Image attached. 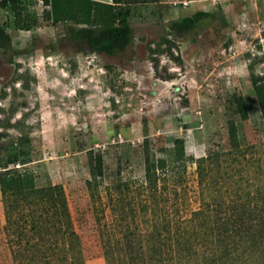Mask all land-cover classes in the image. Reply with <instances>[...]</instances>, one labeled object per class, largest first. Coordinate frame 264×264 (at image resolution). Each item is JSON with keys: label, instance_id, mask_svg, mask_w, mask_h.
<instances>
[{"label": "rangeland", "instance_id": "obj_1", "mask_svg": "<svg viewBox=\"0 0 264 264\" xmlns=\"http://www.w3.org/2000/svg\"><path fill=\"white\" fill-rule=\"evenodd\" d=\"M129 1L133 38L107 54L71 39L73 20L53 22L52 0H0L11 36L0 46V264H14L18 243L6 217L10 231L39 232L41 213H70L85 264H133L130 255H149V214L166 215L174 234L199 207L197 165L209 153L219 201L237 196L223 176L232 166L243 175L259 166L264 184L253 85L264 77V0ZM197 10L215 16L170 27ZM237 97L247 119L234 110Z\"/></svg>", "mask_w": 264, "mask_h": 264}, {"label": "trees", "instance_id": "obj_2", "mask_svg": "<svg viewBox=\"0 0 264 264\" xmlns=\"http://www.w3.org/2000/svg\"><path fill=\"white\" fill-rule=\"evenodd\" d=\"M74 1L51 2L53 22L73 20L79 24L78 27H69L71 39L84 41L90 49L107 54L122 52L131 42L133 28L128 21L129 0H81L83 2L77 4ZM214 16L211 11L197 10L172 20L170 27L187 31L206 24ZM17 25L21 28L30 27V23H21L19 19ZM10 40L6 24L0 22V46L7 47ZM260 79L263 81L258 82ZM253 85L264 121V77L254 78ZM234 110L242 120L248 118L242 97L236 98ZM211 158L209 153L198 162L201 201L198 208L184 217V224L181 225L184 230L179 224L176 225L175 233L170 234L171 222L166 215L149 214L144 220L155 229L150 233L144 232L147 240L151 241L146 248L149 255L142 252L139 256L130 255L133 264L137 257H140V264H166V258H176L183 264H258L260 258H264V184L258 181L263 170L259 166L246 168L247 174L250 171L252 173V181L247 174L239 173L233 166L229 172L224 171L226 185L232 184L237 196L228 201H219L213 192L221 176L217 174L218 167L211 165ZM206 161L208 164H204ZM230 178H234V181H230ZM64 203L62 200L61 206L67 210ZM9 217H6L5 228L8 234L16 237L13 240L18 241L12 246L14 264H85L80 237L71 227L70 213H41L39 232H30L29 228L19 225H13L10 231V225L14 222ZM120 218L123 221L126 216ZM23 238L25 242L21 244ZM66 240L70 242L68 245L65 244ZM113 252L108 246L111 263L114 262Z\"/></svg>", "mask_w": 264, "mask_h": 264}, {"label": "crops", "instance_id": "obj_3", "mask_svg": "<svg viewBox=\"0 0 264 264\" xmlns=\"http://www.w3.org/2000/svg\"><path fill=\"white\" fill-rule=\"evenodd\" d=\"M99 1H102V2H112V0H99Z\"/></svg>", "mask_w": 264, "mask_h": 264}]
</instances>
